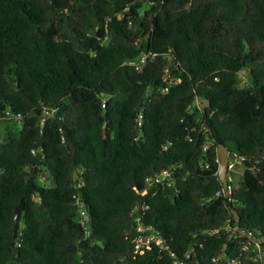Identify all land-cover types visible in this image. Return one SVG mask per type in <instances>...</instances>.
I'll return each instance as SVG.
<instances>
[{"label": "trees", "instance_id": "trees-1", "mask_svg": "<svg viewBox=\"0 0 264 264\" xmlns=\"http://www.w3.org/2000/svg\"><path fill=\"white\" fill-rule=\"evenodd\" d=\"M167 72L181 80L162 90ZM14 116L0 264H264V0H0V119ZM222 143L244 166L228 194ZM138 219L164 247L135 252Z\"/></svg>", "mask_w": 264, "mask_h": 264}, {"label": "built area", "instance_id": "built-area-1", "mask_svg": "<svg viewBox=\"0 0 264 264\" xmlns=\"http://www.w3.org/2000/svg\"><path fill=\"white\" fill-rule=\"evenodd\" d=\"M145 61V55L143 54L140 59L134 60V62L137 65V68L142 69L143 63ZM166 84L161 86L162 90H168L169 86L176 81H180L181 78L178 75H173L171 72H167V75L165 77ZM139 124L142 123V114L139 115ZM169 175V170L164 169L162 172L157 173L153 177H149L148 180L151 182H160L163 179H165ZM229 191H231V185L229 184ZM138 229L141 231L139 234L137 241H136V253H145L148 249H151L154 244H156L159 247H164L165 242L162 238V236L158 233L155 229H150L146 226H144L140 219H138ZM173 255L176 257L175 264H199L196 261H188L185 258L178 257L175 252H173ZM193 255L191 252L186 253L187 258H191ZM212 260L214 261V264H219L220 256L214 255L212 256ZM229 264H234L235 262L232 259H227Z\"/></svg>", "mask_w": 264, "mask_h": 264}, {"label": "water", "instance_id": "water-1", "mask_svg": "<svg viewBox=\"0 0 264 264\" xmlns=\"http://www.w3.org/2000/svg\"><path fill=\"white\" fill-rule=\"evenodd\" d=\"M244 69H246V67H244ZM105 90H106V88H105ZM204 102H206V104H204L203 106L207 105L209 103V100L207 99ZM218 151L220 154L219 176L223 182V185L219 189L218 194H224V193L228 194L229 193V190L227 189L229 187L228 171L230 168L231 159L234 157L236 158L237 154L234 151H231L227 147L226 143L220 144L218 147ZM76 179H77V181L79 180V172L77 170H76ZM24 206H25V202H24L23 198H21L20 202L18 203V205L16 206V209H15L14 234H13V240L11 242V247H10V249L12 251L18 245L17 238H18V235L20 233L21 221H22L23 213H24ZM85 208L88 212L89 220L92 221L93 216L90 213V207L86 201H85ZM234 211H236V210H234ZM226 248H227V244H225V246H224V249H226Z\"/></svg>", "mask_w": 264, "mask_h": 264}, {"label": "rangeland", "instance_id": "rangeland-1", "mask_svg": "<svg viewBox=\"0 0 264 264\" xmlns=\"http://www.w3.org/2000/svg\"><path fill=\"white\" fill-rule=\"evenodd\" d=\"M243 75V73H241ZM244 79H248L247 76H243ZM206 104V102H203L202 105ZM21 122L19 117L14 116L10 118H5V119H0V133L1 137L3 140H6L9 138V136L13 133H17L20 129ZM234 148V147H233ZM244 166L243 163L237 159V158H232L231 163H230V168L228 171V176L231 182L234 184L235 187L237 188H243V185L241 184V176H242V170ZM38 180L40 182L46 183L48 185L51 184L49 181H45L43 177H39ZM84 203L81 202V212H80V217L82 219L85 218V212L83 210L84 208Z\"/></svg>", "mask_w": 264, "mask_h": 264}]
</instances>
